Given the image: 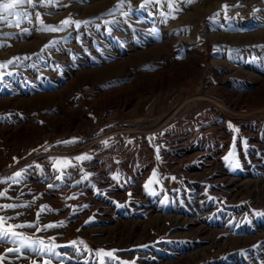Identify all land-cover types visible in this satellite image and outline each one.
Listing matches in <instances>:
<instances>
[{
	"label": "rangeland",
	"instance_id": "obj_1",
	"mask_svg": "<svg viewBox=\"0 0 264 264\" xmlns=\"http://www.w3.org/2000/svg\"><path fill=\"white\" fill-rule=\"evenodd\" d=\"M15 13H0V232L25 226L0 264H264V0Z\"/></svg>",
	"mask_w": 264,
	"mask_h": 264
},
{
	"label": "snow or ice",
	"instance_id": "obj_2",
	"mask_svg": "<svg viewBox=\"0 0 264 264\" xmlns=\"http://www.w3.org/2000/svg\"><path fill=\"white\" fill-rule=\"evenodd\" d=\"M29 3L31 4L32 0H0V13H6L7 15H13V14H16L15 13V8L17 7L18 4H22V3ZM119 7V5H118ZM225 8L227 7L226 5L224 6ZM72 21L69 19V20H65L63 21L62 23L63 24H68V23H71ZM77 24V26H79V22H75ZM49 30H57L55 27L53 26H49ZM107 142H105L106 144ZM89 157L87 156H82V157H77V159H88ZM159 158V157H157ZM57 165H60V164H64L66 162H61V161H57L56 162ZM237 167H239V164L236 165ZM17 176L20 175V173H17L16 174ZM155 175V173H154ZM57 179H60V177H57ZM51 187V185H50ZM145 187H147V185H145ZM5 207H12V205H6ZM87 207V206H85ZM4 221H3V218H0V225H3ZM25 225H8L2 232H0V240H6L8 238L9 235L11 236H16L17 233L15 232H10L9 230L10 229H13V228H20V227H24ZM29 227L31 225H28ZM53 225H48L47 227H52ZM98 255H101V256H110L112 255L111 253H105L103 252V250H100L98 253ZM103 264V262H102Z\"/></svg>",
	"mask_w": 264,
	"mask_h": 264
}]
</instances>
